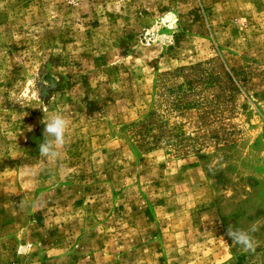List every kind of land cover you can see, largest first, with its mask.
Listing matches in <instances>:
<instances>
[{"label":"rangeland","instance_id":"374dc122","mask_svg":"<svg viewBox=\"0 0 264 264\" xmlns=\"http://www.w3.org/2000/svg\"><path fill=\"white\" fill-rule=\"evenodd\" d=\"M0 264H264V0H0Z\"/></svg>","mask_w":264,"mask_h":264},{"label":"clouds","instance_id":"9594fccd","mask_svg":"<svg viewBox=\"0 0 264 264\" xmlns=\"http://www.w3.org/2000/svg\"><path fill=\"white\" fill-rule=\"evenodd\" d=\"M43 123L45 124L44 140L39 146V154L44 158L52 160L58 159L60 156V149L67 143L72 121L61 109L47 116ZM256 230L255 227L244 230L233 229L229 226L227 235L231 238L233 243L240 245L245 252H255L257 241L251 233Z\"/></svg>","mask_w":264,"mask_h":264}]
</instances>
